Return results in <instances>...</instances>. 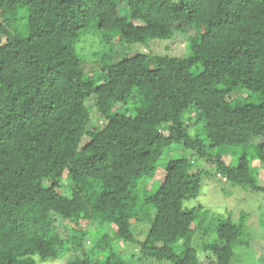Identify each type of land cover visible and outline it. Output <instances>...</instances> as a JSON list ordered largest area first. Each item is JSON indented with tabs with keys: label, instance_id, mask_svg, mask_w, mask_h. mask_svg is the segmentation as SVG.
Wrapping results in <instances>:
<instances>
[{
	"label": "trees",
	"instance_id": "16d2710c",
	"mask_svg": "<svg viewBox=\"0 0 264 264\" xmlns=\"http://www.w3.org/2000/svg\"><path fill=\"white\" fill-rule=\"evenodd\" d=\"M254 161L264 0H0V264H237L246 215L184 201L209 173L264 194Z\"/></svg>",
	"mask_w": 264,
	"mask_h": 264
},
{
	"label": "rangeland",
	"instance_id": "374dc122",
	"mask_svg": "<svg viewBox=\"0 0 264 264\" xmlns=\"http://www.w3.org/2000/svg\"><path fill=\"white\" fill-rule=\"evenodd\" d=\"M188 35H193L194 31H190ZM176 34V33H175ZM99 37L87 33L84 34L81 41L75 44V50L81 59L82 66L85 71H88L89 64L92 61L93 53L103 48V43L99 41ZM114 42L117 41V37L113 36ZM120 44V42H119ZM185 41L181 40H157L151 45V50L138 45L135 49H138L144 53L150 51L152 54H179L183 55L186 52ZM116 51L120 50V47L114 44ZM125 54L130 53L124 51ZM152 56L149 57V59ZM222 154H228L226 149L221 151ZM230 152V151H229ZM179 153L181 151L179 150ZM193 169L199 167H208L210 164L205 162L203 159H199L195 163ZM254 178L259 184L264 186V169L259 167L256 161L252 162L251 168ZM218 174H206L204 177L199 193L196 197L184 201L185 207H194L202 205L209 212H214L216 215L223 217L230 214L231 218L235 221H239L242 214H245V233L250 236V245L256 252L252 251L251 248L244 245H237L234 247L235 263L237 264H261L256 257H264V194L255 193L249 189H244L239 186H231L223 178H218ZM65 180L61 182V186L64 189ZM141 230H145V226L141 227ZM202 241H209L210 234L203 236L198 233ZM132 247V246H130ZM35 264H65L64 257H59L53 260H39L35 257ZM135 264H159L154 260H139Z\"/></svg>",
	"mask_w": 264,
	"mask_h": 264
}]
</instances>
